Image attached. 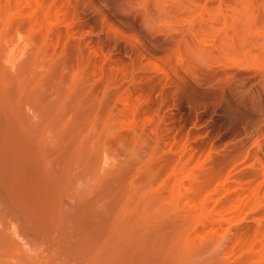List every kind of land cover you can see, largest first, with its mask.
Masks as SVG:
<instances>
[{
	"label": "rangeland",
	"instance_id": "rangeland-1",
	"mask_svg": "<svg viewBox=\"0 0 264 264\" xmlns=\"http://www.w3.org/2000/svg\"><path fill=\"white\" fill-rule=\"evenodd\" d=\"M0 264H264V0H0Z\"/></svg>",
	"mask_w": 264,
	"mask_h": 264
}]
</instances>
